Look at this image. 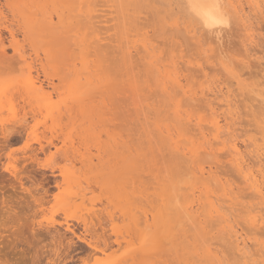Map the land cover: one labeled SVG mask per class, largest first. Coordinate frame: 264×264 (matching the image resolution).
<instances>
[{
	"label": "rangeland",
	"instance_id": "1",
	"mask_svg": "<svg viewBox=\"0 0 264 264\" xmlns=\"http://www.w3.org/2000/svg\"><path fill=\"white\" fill-rule=\"evenodd\" d=\"M239 1L237 10L227 8L229 25L216 39L190 22L182 0H0L1 261L264 264V203L243 190L228 156L236 143L244 164L254 175L259 169L264 174V104L255 95L264 92V7L254 5L260 0ZM30 77L47 95L41 90L42 98L33 97L25 86ZM191 92L198 93L193 101ZM213 114L225 130L221 136L227 134L217 141L204 137L211 134ZM227 128L235 132L231 139ZM202 137L212 146L197 150V161L190 151L204 143ZM193 166L211 167L220 181L234 184V192L241 187L238 202L231 198L234 208L222 194L215 201L229 216L223 208L213 216L215 209L205 203L204 226L196 225L203 219L199 206L192 208L200 211L199 222L196 215L186 217L196 188ZM208 180L206 187L221 190ZM88 211L113 213L115 232L129 241L119 250L113 246L107 257L71 263L61 242L71 237V248L83 244L65 228L80 235L76 221ZM255 214L259 226L251 224ZM224 215L239 238L219 223ZM240 236L248 254L239 252ZM73 250H67L70 256L84 257ZM214 252L220 253L215 259Z\"/></svg>",
	"mask_w": 264,
	"mask_h": 264
},
{
	"label": "bare ground",
	"instance_id": "2",
	"mask_svg": "<svg viewBox=\"0 0 264 264\" xmlns=\"http://www.w3.org/2000/svg\"><path fill=\"white\" fill-rule=\"evenodd\" d=\"M253 1H255V0H253ZM253 1H252V4H253ZM258 1V0H257ZM262 3L261 4H263V5H261V4H259L258 2H255L254 3V5H256V7L257 6H261V7H264V0H260ZM259 1V2H260ZM246 2V1H245ZM182 3H183V5H184V7L187 9V11H188V14L189 15H191V21L190 22H192V23H194L195 25H200L201 27H199V28H202V29H207V31L210 33V34H212V35H214V37L216 38V39H218L219 38V36L221 35V33H222V31H223V29L225 28H227V26L229 25L228 24V20H229V14H228V11H227V8H230V7H232V8H234V10L236 9L237 10V7H235V4L237 3L238 5H240L241 3H240V1L239 0H182ZM247 3V2H246ZM245 4V3H244ZM250 4H251V2H250ZM241 6V5H240ZM258 8V7H257ZM238 9H239V7H238ZM243 8H241V10H242ZM264 9V8H263ZM264 11V10H263ZM237 12H239V11H237ZM241 12V11H240ZM258 13V12H257ZM247 14V13H246ZM211 18H214L216 21H218V22H216V23H213L212 21H211ZM258 19V18H257ZM251 20V19H250ZM261 20V19H260ZM258 21V20H257ZM256 21V22H257ZM194 24H193V26H194ZM251 25V24H250ZM50 27H51V25H50ZM192 27V26H191ZM201 30V29H200ZM259 30H260V28H259ZM10 31V30H9ZM190 31V30H189ZM195 32V31H194ZM200 32V31H199ZM262 33V32H261ZM10 34H11V32H10ZM196 34V33H195ZM12 36H13V34H11ZM10 35V36H11ZM252 36V35H251ZM248 37H250V35L248 36ZM256 37V36H255ZM0 45H2V44H0ZM4 49V48H3ZM2 49V50H3ZM1 50V51H2ZM15 50H16V48H15ZM14 50V51H15ZM17 51V50H16ZM15 51V52H16ZM2 53H4L3 51H2ZM146 53H148V51L146 52ZM153 53V52H152ZM102 54V53H101ZM150 54V53H149ZM99 55V54H98ZM148 56V55H147ZM152 60V59H151ZM35 79H33L32 80V78L30 77L29 78V80H28V82H29V84H28V86L27 85H25L26 87H28V89H31L32 90V93H33V97L35 98V97H37L36 95H38V94H40V91L41 90H43V92H42V94L44 93V89H42L41 87H42V85L40 86V85H38L37 87H39V88H36L35 86L37 85L36 84V81H34ZM234 85V84H233ZM262 85V84H261ZM178 86V85H177ZM213 86V85H212ZM220 86V85H219ZM179 87H177V89H178ZM242 88V87H241ZM220 89V88H219ZM228 90V89H227ZM226 90V91H227ZM252 90V89H251ZM30 90H28V92H29ZM183 91V90H182ZM222 91V90H221ZM221 91L219 90V92L221 93ZM229 91V90H228ZM248 91V90H247ZM250 91V90H249ZM255 91V90H254ZM257 91H259V90H257ZM260 91H262V90H260ZM27 92V93H28ZM208 92V91H207ZM218 92V93H219ZM256 92V91H255ZM46 93V92H45ZM44 93V94H45ZM48 93V92H47ZM185 94L187 93V92H184ZM192 93H193V96H192ZM196 93V92H195ZM216 93V92H215ZM218 93H217V95H218ZM250 93V92H249ZM264 93V92H263ZM262 92L260 93V92H258V95L255 93V95H256V97H258L261 101V103L260 104H264V100H263V98H264V94H263ZM35 94V95H34ZM42 94H40L41 96H42ZM198 94V93H197ZM196 94V95H197ZM224 94V93H223ZM40 95H38L39 97L38 98H42V97H40ZM45 95H47V94H45ZM50 95V94H49ZM48 95V96H49ZM187 95V94H186ZM190 95V94H189ZM195 94H194V92H191V96H189V98L190 97H192V98H195L196 97V95L194 96ZM202 95V94H201ZM228 95V94H227ZM198 96V95H197ZM219 96V95H218ZM230 96V95H229ZM206 97V96H205ZM28 98L30 99V97L28 96ZM37 98V99H38ZM48 98H50V96L48 97ZM192 98H190V100L191 101H193L192 100ZM217 98V97H216ZM226 99H225V101L227 100V101H229V97H225ZM198 99V98H197ZM202 99H203V97H202ZM39 100H41V99H39ZM209 100V99H208ZM203 101V103H205L204 102V100H202ZM205 101H207V100H205ZM232 101V100H231ZM231 101H229V102H226V103H229L228 105H230V102ZM257 101V100H256ZM51 102V101H50ZM196 102V101H195ZM173 103H174V101H173ZM179 103V102H178ZM177 104V103H176ZM232 105V104H231ZM180 106V105H179ZM177 107V106H176ZM226 107V106H225ZM230 109L231 107L230 106H227V109ZM214 110V109H213ZM233 110H235V108L233 109ZM228 112H227V114L229 113V112H231L232 111V109H230V111L229 110H227ZM211 112H212V109H211ZM213 113V112H212ZM233 113H234V111H233ZM230 115L232 114V112L231 113H229ZM228 114V115H229ZM235 114V113H234ZM214 115V114H213ZM215 116V115H214ZM213 116V119H211V121H209V124H211V128H210V130H211V134H210V132H209V134H205V135H207V136H204V137H209V135H211L209 138H211L212 140H220V137H223V136H225L226 137V133L227 132H225V134L226 135H222L221 136V134L225 131H222L223 130V128L220 126V124H219V119H217L216 118V116L214 117ZM189 117V115L187 116V118ZM192 117V116H191ZM198 117H196V118H194V119H197ZM189 119V118H188ZM198 120V119H197ZM197 120H194V121H197ZM189 121V120H188ZM198 121H200V120H198ZM202 121V120H201ZM225 121V120H224ZM191 122H193V121H191ZM190 123V122H189ZM197 123V122H196ZM259 123H261L263 126V129H264V117L263 118H261L260 119V122ZM190 124H192V123H190ZM195 124V123H194ZM199 124V125H198ZM200 124L201 123H197V126H196V124L194 125V127L196 126L198 129H200V131H199V133L201 132V130H202V127L200 128L199 126H200ZM228 124V123H227ZM226 126V125H225ZM226 127H228V126H226ZM226 127H225V129H226ZM230 127V126H229ZM230 129H232V126H231V128ZM230 129H228L227 128V131H228V139H231V138H233L234 136L233 135H235V132H234V130H232L231 131V134H232V132H234V134H232V136H231V134H230V132H229V130ZM204 132V131H203ZM202 132V133H203ZM263 133H264V131H263ZM229 134H230V136H229ZM200 135L201 136H203L204 134H201L200 133ZM237 136V135H236ZM264 136V135H263ZM204 137H202V139L204 140ZM207 138H205V140L207 139ZM264 138V137H263ZM227 139V138H226ZM236 139V138H235ZM235 139H234V142H235ZM205 140H204V143L202 144L201 142L198 144V146L194 149V148H192V151H190V153L191 154H193V157H195V159L198 161L199 159V157L201 158V156H198V152H197V156H194V155H196V151L197 150H202L203 148H204V151H205V148L206 147H208L209 145V143H210V146H212L211 145V140H210V142L209 141H207L206 140V142H205ZM232 141V140H231ZM208 142V143H207ZM224 142H226V140H224L223 141V143ZM228 142V141H227ZM256 142V141H255ZM254 142V143H255ZM207 143V144H206ZM222 143V142H221ZM232 143V142H231ZM257 143V142H256ZM201 144H202V146H201ZM229 144V143H228ZM263 144H264V142H263ZM206 147H205V146ZM208 145V146H207ZM48 146V145H47ZM47 146L45 147V149H47ZM209 146V147H210ZM240 146V145H239ZM249 146V145H248ZM254 146V145H253ZM200 147H202V148H200ZM258 147V146H257ZM259 147H260V145H259ZM259 147H258V149H259ZM177 148V147H176ZM263 148H264V146H263ZM230 149V148H229ZM256 149V148H255ZM40 150H44L43 148H41ZM48 150V149H47ZM257 150V149H256ZM260 150V149H259ZM262 150H264V149H262ZM189 151V150H188ZM187 151V152H188ZM256 152V151H255ZM257 152H258V150H257ZM260 152V151H259ZM262 152V151H261ZM116 153V151H114V154ZM189 153V152H188ZM263 153H264V151L262 152V154L261 155H263ZM254 154V153H253ZM258 154H260V153H258ZM199 155H200V152H199ZM203 156H204V154H202ZM231 156V157H234V161H235V163H236V167H235V165H234V167H235V171H236V173H235V171H234V173L236 174V175H242L241 176V179L243 178V180H244V182L243 181H241V184L242 183H244V185H242L241 187L243 188V187H245L246 188V190H248V193H249V191H251V193H249V197H253L252 198V200L254 199V197L256 198V200H258V199H260V200H258L259 202L260 201H262L263 203H264V174H263V172L261 173L260 172V169L259 170H257V171H259L258 172V175H254V171H252L251 170V166H250V164L248 163V165L247 164H244V162L246 161H244L243 160V156H242V154H241V152L239 151V148H238V146H237V144L236 143H232L231 144V151H230V153H228V156ZM238 156V157H237ZM248 156H249V154H248ZM190 157H192L191 155H190ZM192 157V159H194ZM198 157V158H197ZM259 157H261V156H259ZM117 158V157H116ZM203 158V157H202ZM257 158V157H256ZM264 158V157H263ZM231 159V160H232ZM251 159V158H250ZM79 160H81V163L83 162V159L80 157L79 158ZM230 160V161H231ZM257 160V159H256ZM262 160V159H261ZM264 160V159H263ZM192 161H194L195 162V160H192ZM192 161H191V163H192ZM197 161H196V163H195V165L197 164ZM234 163V164H235ZM247 163V162H246ZM255 163V162H254ZM193 165H194V163H192ZM262 164H263V162H262ZM231 165V164H230ZM257 165H258V163H257ZM251 167V168H250ZM195 168H196V170H195ZM194 168V166H193V171H192V175H193V183L195 184V191H193L192 192V198H191V202L189 203H186L187 205L189 204V206H187V208H186V211H185V213H187L186 214V217L188 218V219H190L191 221H193L192 219H195L194 217V215H196V214H200V213H196V212H198L199 210L198 209H201L202 208V210H200L201 211V214H202V211H204L205 210V208L203 209V207L204 206H202V205H205V203H208V207H210V211H211V209L212 210H214V212L212 213L211 212V214H213V216H215L214 215V213L217 215V216H219V215H222V212H223V214H224V211H226L227 210V213H228V215H227V213H226V216H229V212H228V210L229 209H226L225 210V208L223 207V204H221L222 203V201L221 200H223V199H225V196L226 197H228L226 200H228L229 202H230V200H231V198L233 199V198H237L236 197V195H237V193H239L240 191V188H239V190H235L236 192H234L233 191V188L234 187H231V185L233 186L234 184L233 183H231L230 182V180L228 181L227 179V181L225 180V179H223V180H225V182L223 181V180H221V181H223V182H221L220 180H219V178L217 177V175L216 174H214L213 172L211 173L210 171V169H211V167H209L208 166V170H206V168H204V167H195ZM198 168V169H197ZM254 168V167H253ZM258 168H260V167H258ZM234 169V168H233ZM264 169V168H263ZM195 170V171H194ZM233 171V170H232ZM264 171V170H263ZM212 174H214L213 176H215L214 178H213V176H212ZM256 174V173H255ZM63 177H64V179L66 178V176L65 175H63ZM238 177V176H237ZM211 178V179H210ZM215 180H213V179ZM213 180V181H211V182H214V184L216 183V184H220V188H221V190L220 191H214L216 188V186H214V184H212L214 187H212L213 189H211V187L209 186H205V182H207V180ZM208 180V181H209ZM218 182V183H217ZM209 183V182H208ZM230 183H231V185H230ZM200 185L201 184V186L203 187H201V188H199L197 185ZM210 184V183H209ZM134 185V184H133ZM218 187V186H217ZM220 188H217V189H220ZM237 188H238V186H237ZM245 188H243V190L245 189ZM213 190V191H212ZM245 191V190H244ZM244 191H242L241 190V192H243L244 193ZM217 192L220 194H217ZM221 194H222V196L224 197H222V198H220L219 196H221ZM236 194V195H235ZM232 195V196H231ZM234 195H235V197H234ZM242 195V194H241ZM248 195V194H247ZM239 197H240V193H239ZM119 198L120 199H122V200H125L126 199V194H120L119 195ZM212 198H215V200L214 201H212ZM221 199L220 201H221V203H220V205H222L221 206V208L220 209H218V205H216V202L215 201H217L218 199ZM238 199H236V201H237ZM239 200H240V198H239ZM236 201H234V200H231V202L230 203H228L227 201V203L228 204H231L232 205V207L231 208H234L233 207V204H235V203H233V202H236ZM214 202H215V205H214ZM238 202V201H237ZM236 202V203H237ZM254 203L256 202L255 200L253 201ZM253 202H252V204L251 205H253ZM258 202V204H257V206H260L261 205V203H259ZM218 203H219V201H218ZM217 203V204H218ZM227 203H226V205H227ZM233 203V204H232ZM43 202H39L38 203V205H37V207H42L43 205ZM238 204V203H237ZM256 204H255V206H256ZM193 205H196L195 207H200V208H196L197 209V211H195L196 209H192L193 208ZM243 205H244V203H243ZM202 206V207H201ZM205 206H207V205H205ZM218 206V207H217ZM234 206H236V205H234ZM246 206H247V204H246ZM217 207V208H216ZM228 207L230 208V205H228ZM237 207V206H236ZM242 207V206H241ZM249 207V206H248ZM250 207H252V206H250ZM254 207V206H253ZM252 207V208H253ZM224 209L222 212H220L221 211V209ZM247 208V207H246ZM252 208H250V210L252 209ZM242 209H243V207H242ZM241 209V210H242ZM257 209V208H256ZM258 209H259V207H258ZM220 210V211H219ZM233 210L234 209H232V212H233ZM236 210V209H235ZM247 211L246 212H250V211H248L249 209L247 208L246 209ZM199 211V212H200ZM244 211H245V208H244ZM244 211H242V212H244ZM252 211V210H251ZM260 211H262V209L260 210ZM89 212V211H88ZM206 212V211H205ZM232 212H231V214H232ZM235 212V211H234ZM236 212H238L237 210H236ZM235 212V213H236ZM241 212V211H240ZM241 212V213H242ZM257 212V211H256ZM264 212V211H263ZM204 213V212H203ZM262 213V212H261ZM260 212H259V216L261 215L262 216V214H261ZM206 214H208V212H206ZM237 214V213H236ZM198 215H196V216H198ZM204 215H205V213H204ZM245 215V214H244ZM257 215H258V212H257ZM264 215V214H263ZM200 216H202L201 218H203V219H201V223L199 224V223H197L196 225H203V223H205V222H208V221H206L205 219L206 218H209V217H205L204 218V216H203V214L202 215H200ZM200 216H198L199 218H198V221L197 222H199V220H200ZM211 216V215H210ZM232 216V215H231ZM230 216V217H231ZM234 216H236V215H234ZM256 216V214L254 215V217ZM259 216H256L255 217V219H254V217H253V215H252V219H250L251 221H252V225H255V223H257L258 222V220H257V217L259 218ZM260 216V217H261ZM186 217H185V219H186ZM224 217H225V215H224ZM263 217V216H262ZM262 217H261V220H262ZM219 218H221V217H218V219ZM223 218V217H222ZM249 218H251V216L249 217ZM10 218H8L7 217V220H9ZM116 216L113 214V213H111V212H106L105 214H102V215H99V213H96V212H92V213H88L87 215H86V217H83V218H80V219H78L77 221H76V225H75V227L76 228H78V229H80V235H77L75 232H74V230L73 229H71L68 225L66 226V232H70L72 235H73V237H75L78 241H80L83 245H85V246H81V247H83V248H77V247H79V244L78 245H76V249H74V248H71L72 246H74V243H73V241H72V239H70V238H66V244L64 245V244H62V242H61V246L62 247H64V251H66V255H65V257H67V258H69V262H71V263H73V262H75V261H77V260H79L81 263L83 262H86V261H88L89 259H91V258H94L95 257V255H103V256H105V257H107V256H109L110 254H112L111 252H110V254L109 255H106V253L108 252V251H113V252H115V250L113 249L112 250V248H113V246H115V247H117L116 248V250H119V249H121V247H122V244L123 243H125V244H127L128 243V241H127V239H126V237L125 236H123V235H119L118 233H116L115 231V227H116V225H115V222H116ZM213 219V218H212ZM229 218H227L226 219V217L225 218H223V221H221V222H219V223H221V225H222V222L224 223L225 222V227H226V223L227 222H229V220H228ZM234 218H232V221L233 222H235L234 220H233ZM226 220V221H225ZM237 220V219H236ZM191 221H189V222H191ZM211 221V220H210ZM217 221V220H216ZM231 221V222H232ZM250 221V222H251ZM257 221V222H256ZM263 221H264V219H263ZM196 222V221H195ZM195 222H194V224H195ZM218 222V221H217ZM249 222V221H248ZM259 222H260V219H259ZM243 223V222H242ZM217 224V223H216ZM239 224V223H238ZM219 225V224H218ZM220 225V226H221ZM224 225V224H223ZM229 225H230V223H229ZM257 225H258V223H257ZM151 225H149V227H150ZM204 226V225H203ZM231 226V225H230ZM236 226H237V223H236ZM259 226V225H258ZM223 227V226H222ZM227 227H229L228 225H227ZM248 227V226H247ZM200 228H202L201 226H200ZM230 228V227H229ZM229 228H227V229H229ZM239 228H241V227H239ZM8 230H9V228H7ZM223 229V228H222ZM225 229V231H227L226 230V228H224ZM223 229V230H224ZM231 230L232 229H234V228H230ZM251 229V228H250ZM236 230V229H235ZM253 230V229H252ZM252 230H250L251 231V233L252 234H254L253 232H252ZM99 231V232H98ZM232 231H234V230H232ZM250 231H249V233H250ZM254 231V230H253ZM262 231V230H261ZM229 232V231H228ZM235 233H236V231H234ZM240 232V231H239ZM239 232L237 231V233L239 234ZM259 232H260V230H259ZM258 232V233H259ZM129 233V232H128ZM235 234V236H238V238H239V235L238 234ZM244 233V232H243ZM248 233V232H247ZM130 234H131V232L128 234L129 236H127L128 238H130ZM132 234H133V232H132ZM230 234V233H229ZM231 234H232V232H231ZM255 234H257V233H255ZM14 235V234H13ZM234 235V234H233ZM241 235V234H240ZM9 236H10V234H9ZM9 236H7L6 238H8ZM64 236V235H63ZM226 236V235H225ZM230 236V235H229ZM234 236V237H235ZM226 237H228V233H227V236ZM232 237V236H231ZM242 236H240V239H241V243H242V248L241 249H239L240 247H237L238 246V244L239 243H236V246H235V248L236 249H239V252H240V250L242 251V249H244L245 250V242H244V239H242L241 238ZM245 237V236H244ZM224 238V237H223ZM227 239V238H226ZM235 240H238L239 241V239H236V237L234 238ZM62 240H65V238L63 239L62 238ZM67 240H69V241H67ZM230 240V239H229ZM233 240V239H232ZM72 242V243H71ZM79 242V243H80ZM236 241H233V243H235ZM240 243V244H241ZM73 244V245H72ZM81 245V244H80ZM259 245V244H258ZM262 245V244H261ZM240 246V245H239ZM86 249H85V248ZM114 247V248H115ZM259 247H260V245H259ZM263 247V245L261 246V248ZM247 249H248V246L246 247ZM264 248V247H263ZM262 248V249H263ZM76 250L77 252H79L78 253V255L79 254H81V255H83L84 257H82V258H80V259H76V258H74L75 256H73V255H76L77 256V254H73V255H71L70 256V253L69 252H67V250ZM78 249H79V251H78ZM262 249H260V250H262ZM73 250V251H74ZM243 250V251H244ZM75 251V252H76ZM242 251V252H243ZM262 251H264V250H262ZM242 252H240V254L242 253ZM247 253L248 254V250L247 251H244V253ZM259 252H261V251H259ZM218 253V252H217ZM245 253V254H246ZM214 254V255H213ZM81 255L79 256V257H81ZM212 255L213 256H210V257H217V256H219L220 255V253H219V255H217L216 256V254H215V252L214 253H212ZM244 255V254H243ZM264 255V254H263ZM246 256V255H245ZM244 258H246V257H244ZM76 259V260H75ZM215 259V258H214ZM214 259H213V261H214ZM217 259V261L219 260V257L218 258H216ZM222 259V258H221ZM220 261V260H219ZM223 261V259L221 260V263H223L222 262ZM247 261V260H246ZM246 261H244V262H246ZM249 262V261H248ZM156 262H152V264H155ZM220 262L219 263H217V264H221ZM247 263V262H246ZM246 263H244V264H246ZM0 264H6L5 262H3V261H1V259H0ZM248 264V263H247Z\"/></svg>",
	"mask_w": 264,
	"mask_h": 264
},
{
	"label": "snow or ice",
	"instance_id": "3",
	"mask_svg": "<svg viewBox=\"0 0 264 264\" xmlns=\"http://www.w3.org/2000/svg\"><path fill=\"white\" fill-rule=\"evenodd\" d=\"M211 21H212L213 23L218 22V21H216L214 18H211Z\"/></svg>",
	"mask_w": 264,
	"mask_h": 264
}]
</instances>
